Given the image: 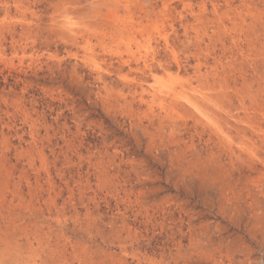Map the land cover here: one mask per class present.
<instances>
[{
    "label": "rangeland",
    "instance_id": "374dc122",
    "mask_svg": "<svg viewBox=\"0 0 264 264\" xmlns=\"http://www.w3.org/2000/svg\"><path fill=\"white\" fill-rule=\"evenodd\" d=\"M11 1L0 264H264V0Z\"/></svg>",
    "mask_w": 264,
    "mask_h": 264
},
{
    "label": "bare ground",
    "instance_id": "6f19581e",
    "mask_svg": "<svg viewBox=\"0 0 264 264\" xmlns=\"http://www.w3.org/2000/svg\"><path fill=\"white\" fill-rule=\"evenodd\" d=\"M8 1H9V0H8ZM12 1H13V0H12ZM12 1H11V2H12ZM18 1H19V0H18ZM61 1H62V0H61ZM61 1H60V3H61ZM4 2H5V1H4ZM29 2H30V1H29ZM76 2H77V0H76ZM78 2H79V1H78ZM81 2H82V1H81ZM0 3H1V2H0ZM6 3H7V2H6ZM70 3H71V2H70ZM8 4H9V3H8ZM67 4H69V3H67ZM67 4H66V5H67ZM18 5H19V3H18ZM18 5L16 6L17 8H18ZM71 5H72V4H71ZM250 5H251V4H250ZM1 6H3V5H1ZM28 6H29V5H28ZM57 6H58V5H57ZM64 6H65V5H64ZM72 6H74V5H72ZM21 7H22V5H21ZM25 7H26V6H25ZM58 7L60 8V6H58ZM66 7H68V6H66ZM6 8H8V7H6ZM14 8H15V6H14ZM17 8H16V9H17ZM63 8H64V7H63ZM63 8H62V9H63ZM71 8H72V7H71ZM73 8H74V7H73ZM237 8H238V7H237ZM249 8H250V7H249ZM16 9H14V10H16ZM23 9H24V8H23ZM28 9H29V8H28ZM60 9H61V8H60ZM60 9H59V11H60ZM75 9H76V8H75ZM75 9H74V10H75ZM78 9H79V8H78ZM82 9H83V8H82ZM93 9H94V8H93ZM11 10H12V9H11ZM66 10H67V9H66ZM56 11H57V10H56ZM63 11H64V9H63ZM68 11L70 12V10H68ZM71 11H72V10H71ZM77 11H78V10H77ZM7 12H8V11H7ZM20 12H21V11H20ZM22 12H24V11H22ZM30 12H31V11H30ZM65 12H66V11H65ZM65 12H64V13H65ZM146 12H147V11H146ZM8 13H9V12H8ZM72 13H73V12H72ZM35 14H36V13H35ZM21 15H22V14H21ZM261 15H262V14H261ZM35 16H36V15H35ZM60 16H61V15H60ZM22 17H23V16H22ZM25 17H26V16H25ZM28 17H29V16H28ZM58 17H59V16H58ZM32 18H33V17H32ZM53 19H54V18H53ZM98 19H99V18H98ZM20 20H21V19H20ZM23 20H24V19H23ZM35 20H36V19H35ZM104 20H105V19H104ZM8 21H10V20H8ZM53 21H54V20H53ZM241 21H242V20H241ZM256 21H258V19H257ZM0 22H1V21H0ZM20 22H21V21H20ZM129 22H130V21H129ZM242 22H243V21H242ZM258 22H259V21H258ZM7 23H8V22H7ZM30 23H31V22H30ZM60 23H61V22H60ZM254 23H255V22H254ZM13 24H14V23H13ZM55 24H56V23H55ZM57 24H58V23H57ZM109 24H110V23H109ZM128 24H129V23H128ZM242 24H243V23H242ZM257 24H258V23H257ZM3 25L6 26V24H3ZM23 25H24V24H23ZM26 25H27V22H26ZM28 25H29V24H28ZM30 25H31V24H30ZM37 25H38V24H37ZM53 25H54V24H53ZM82 25H83V24H82ZM85 25H86V24H85ZM136 25H137V24H136ZM240 25H241V24H240ZM0 26H1V25H0ZM9 26H10V25H9ZM14 26H15V25H14ZM35 26H36V25H35ZM54 26H55V25H54ZM58 26H59V25H58ZM62 26H63V25H62ZM78 26H80V25H78ZM255 26H256V25H255ZM2 27H3V26H1V28H2ZM6 27H7V26H6ZM52 27H53V26H52ZM85 27H86V26H85ZM240 27H241V26H240ZM4 28H5V27H4ZM31 28H32V27H31ZM34 28H35V27H34ZM70 28H71V27H70ZM70 28H69V29H70ZM72 28H74V27H72ZM88 28H90V27L88 26ZM108 28H109V27H108ZM143 28H144V27H143ZM254 28H256V27H254ZM254 28H253V29H254ZM2 29H3V28H2ZM5 29H6V28H5ZM14 29H15V28H14ZM36 29H37V28H36ZM55 29H57V27H56ZM67 29H68V27L66 28V30H67ZM74 29H76V28H74ZM79 29H80V28H79ZM82 29H83V28H82ZM131 29H132V28H131ZM260 29H261V28H260ZM31 30H32V29H31ZM41 30H42V29H41ZM41 30H39V31H41ZM51 30H52L53 32H55V31L53 30V28H52ZM59 30H60V27H59ZM59 30H58V31H59ZM61 30H62V29H61ZM72 30H73V29H72ZM141 30H144V29H141ZM28 31H29V30H28ZM34 31H35V30H34ZM42 31H43V30H42ZM42 31H41V32H42ZM56 31H57V30H56ZM74 31H75V30H74ZM76 31H77V30H76ZM76 31H75V32H76ZM83 31H84V30H83ZM261 31H262V30H261ZM10 32H11V31H10ZM25 32H26V31H25ZM98 32H99V31H98ZM241 32H242V31H241ZM5 33H6V32H5ZM57 33H59V32H57ZM93 33H94V32H93ZM239 33H240V32H239ZM246 33H247V32H246ZM260 33H261V32H260ZM34 34H35V33H34ZM80 34H82V33H79V36H80ZM84 34H85V33H84ZM87 34H88V33H87ZM91 34H92V33H91ZM144 34H145V33H144ZM261 34H262V33H261ZM11 35H12V34H11ZM16 35H17V34H16ZM28 35H29V34H28ZM35 35H37V34H35ZM92 35H93V34H92ZM38 36H39V35H38ZM66 36H68V35H66ZM70 36H71V35H70ZM77 36H78V35H77ZM82 36H83V34H82ZM241 36H242V35H241ZM255 36H256V34H255ZM32 37H34V36H32ZM19 38H20V37H19ZM62 38H63V37H62ZM65 38H66V37H65ZM69 38H70V37H69ZM77 38H78V37H77ZM77 38H76V39H77ZM254 38H255V37H254ZM2 39H3V38H2ZM12 39H13V37H12ZM24 39H26V38H24ZM34 39H35V38H34ZM67 39H68V37H67ZM70 39H71V38H70ZM79 39H80V38H79ZM248 39H249V38H248ZM257 39H258V38H257ZM72 40H73V39H72ZM245 40H246V39H245ZM67 41H68V40H67ZM76 41H77V40H76ZM254 41H256V40H254ZM35 42H36V41H35ZM242 42H244V41H242ZM263 42H264V41H263ZM12 43H13V42H12ZM17 43H18V42H17ZM26 43H27V42H26ZM83 43H84V42H83ZM240 43H241V42H240ZM244 43H246V42H244ZM35 44H36V43H35ZM1 45H2V44H1ZM5 45H6V44H5ZM5 45H4V46H5ZM17 45H18V44H17ZM28 45H29V44H28ZM252 45H253V44H252ZM258 45H259V44H258ZM260 45H261V44H260ZM18 46H19V45H18ZM21 46H22V45H21ZM31 46H32V45H31ZM243 46H244V45H243ZM254 47H255V45H254ZM0 48H1V47H0ZM8 48H9V47H8ZM11 48H12V47H11ZM20 48H21V47H20ZM248 48H250V47L248 46ZM251 48H252V47H251ZM256 48H257V47H256ZM12 49H13V48H12ZM24 49H25V48H23V50H24ZM14 50H15V49H14ZM237 50H238V49H237ZM25 51H26V50H25ZM25 51H24V52H25ZM242 51H243V50H242ZM249 51H250V50H249ZM249 51H248V52H249ZM13 52H14V51H13ZM248 52H247V54H248ZM236 53H237V52H236ZM262 53H263V52H262ZM5 54H6V53H5ZM16 54H17V53H16ZM146 55H147V54H146ZM244 55H245V54H244ZM5 56H6V55H5ZM245 56H246V55H245ZM247 56H248V55H247ZM3 58H4V57H3ZM250 58H251V57H250ZM1 59H2V58H1ZM248 59H249V58H248ZM253 60H254V59H253ZM263 60H264V57H263ZM250 61H252V60H250ZM250 61H249V63H250ZM218 62H220V61H218ZM247 65H248V64H247ZM253 65H254V63H253ZM146 66H147V65H146ZM249 67H250V66H249ZM252 67H253V66H252ZM254 67H255V66H254ZM142 71H143V70H142ZM253 71H254V70H253ZM253 71H252V72H253ZM143 72H144V71H143ZM242 73H243V72H242ZM256 73H257V72H256ZM217 74H218V73H217ZM219 74H220V73H219ZM219 74H218V75H219ZM230 74H231V73H230ZM236 74H237V73H236ZM244 74H245V73H244ZM247 74H248V73H247ZM167 75H168V74H167ZM228 75H229V74H228ZM263 75H264V74H263ZM171 76H172V75H171ZM222 76L224 77V75H222ZM230 76H231V75H230ZM253 76H254V75H253ZM257 76H258V74H257ZM257 76H256V78H257ZM260 76H261V75H260ZM217 77H218V76H217ZM234 77H235V76H234ZM237 77H238V76H237ZM241 77H242V76H241ZM245 77H246V76H245ZM262 77H264V76H262ZM170 78H171V77H170ZM176 78H177V77H176ZM181 78H182V77H181ZM226 78H227V77H226ZM229 78H230V77H229ZM247 78H248V77H247ZM168 79H169V78H168ZM220 79H222V78H220ZM231 79H233V78H231ZM249 79H250V76H249ZM257 79H258V78H257ZM263 79H264V78H263ZM171 80H172V79H171ZM174 80H175V78H174ZM229 80H230V79H229ZM239 80H240V79H239ZM239 80H238V81H239ZM243 80H244V79H243ZM250 80H251V79H250ZM175 81H176V80H175ZM178 81H179V79H178ZM225 81H226V80H225ZM244 81H245V80H244ZM170 82H172V81H170ZM184 82H185V81H184ZM222 82H223V79H222ZM227 82H228V81H227ZM229 82H230V81H229ZM245 82H246V81H245ZM251 82H252V81H251ZM256 82H258V81L256 80ZM137 83H138V82H137ZM181 83H182V82H181ZM188 83H189V82H188ZM188 83H187V81H186V84H188ZM247 83H248V86H249V81H248ZM253 83H254V81H253ZM260 83H261V82L259 81V85H260ZM190 84H192V83H190ZM208 84H209V83H208ZM220 84H221V82H220ZM226 84H227V83H226ZM230 85H233V84H230ZM243 85H244V84H243ZM259 85H258V86H259ZM136 86L139 87V85H137V84H136ZM142 86H143V85H142ZM168 86H171V85L168 84ZM175 86H176V85H175ZM182 86H183V85H182ZM209 86H210V85H209ZM222 86H223V85H222ZM227 86H228V85H227ZM260 86H261V85H260ZM171 87H172V86H171ZM180 87H181V86H180ZM185 87H186V86H185ZM187 87H188V86H187ZM191 87H192V86H191ZM211 87H212V89H213L214 86H211ZM225 87H226V85H225ZM228 87H229V86H228ZM233 87H234V85H233ZM233 87H232V88H233ZM261 87H262V86H261ZM263 87H264V86H263ZM144 88H145V87H144ZM166 88H167V87H166ZM168 88H169V87H168ZM173 88H175V87H173ZM176 88H177V87H176ZM192 88H193V87H192ZM209 88H210V87H209ZM229 88L231 89V87H229ZM250 88H251V87H250ZM259 88H260V87H259ZM259 88H258V89H259ZM182 89H183V88H182ZM185 89H187V88H185ZM233 89H235V88H233ZM245 89H246V88H245ZM160 90H161V89H160ZM179 90H180V89H179ZM197 90H198V89H197ZM209 90H210V89H209ZM219 90H220V89H219ZM235 90H236V89H235ZM238 90H240V89H238ZM242 90H243V89H242ZM246 90H247V89H246ZM263 90H264V89H263ZM263 90H262V91H263ZM164 91H165V90H164ZM181 91H182V90H181ZM187 91H188V89H187L186 91L184 90L183 92H187ZM258 91L260 92V90H258ZM174 92H175V91H174ZM178 92H180V91H178ZM178 92H177V95L179 94ZM191 92H192V91H191ZM210 92H212V91L210 90ZM263 92H264V91H263ZM135 93H136V92H135ZM162 93H163V92H162ZM162 93H161V94H162ZM187 93H188V92H187ZM208 93H209V92H208ZM243 93H244V91H243ZM247 93H248V92H247ZM184 94H185V93H184ZM191 94H192V93H191ZM191 94H190V92H189L187 95H191ZM194 94H195V93H194ZM217 94H218V93H217ZM231 94H232V93H231ZM135 95H136V94H135ZM179 95H180V94H179ZM187 95H186V96H187ZM192 95H193V94H192ZM192 95H191V96H192ZM211 95H212V94H211ZM213 95H214V94H213ZM213 95H212V96H213ZM215 95H216V94H215ZM241 95H242V94H241ZM247 95H248V94H247ZM138 96H139V95H138ZM180 96H181V95H180ZM191 96H190V97H191ZM225 96H226V95H225ZM242 96H244V95H242ZM257 96H258V93H257ZM143 97H144V96H143ZM181 97H182V96H181ZM192 97H193V96H192ZM194 97H195V96H194ZM203 97H204V96H203ZM203 97H202V98H203ZM207 97H208V96H207ZM216 97H217V96H216ZM223 97H224V96H223ZM258 97H261V96H258ZM188 98H189V97H188ZM195 98H196V97H195ZM209 98H211V97L209 96ZM218 98H219V97H218ZM230 98H231V97H230ZM248 98H249V96H248ZM251 98H252V97H251ZM251 98H250V100H251ZM256 98H257V97H256ZM173 99H176V98L173 97ZM184 99H185V98H184ZM205 99H206V98H205ZM205 99H204V100H205ZM143 100H144V99H143ZM189 100H190V99H189ZM238 100H240V99L238 98ZM243 100H244V99H243ZM255 100H256V99H255ZM139 101H140V100H139ZM141 101H142V100H141ZM144 101H145V100H144ZM147 101H148V100H147ZM191 101H192V98H191ZM193 101H195V100H193ZM209 101H210V99H209ZM209 101L207 100V103L210 104ZM212 101H213V100H212ZM216 101H217V100H216ZM174 102H175V101H174ZM179 102H180V100H179ZM179 102H178V103H179ZM182 102H183V101H181L180 103L182 104ZM184 102H185V101H184ZM214 102H215V101H214ZM218 102H219V101H218ZM175 103H176V102H175ZM239 103H241V101H240ZM243 103H244V101H243ZM243 103H241V104H243ZM246 103H247V102H246ZM252 103H254V102H252ZM192 104H193V103H192ZM194 104H195V103H194ZM209 104H208V105H209ZM221 104H222V102H221ZM196 105H198V104H196ZM208 105H207V106H208ZM226 105H227V103H226ZM248 105H249V104H248ZM229 106H230V104H229ZM233 106H234V105H233ZM252 106H254V104H253ZM252 106H251V107H252ZM198 107L200 108L199 105H198ZM209 107H210V106H209ZM241 107H242V106H241ZM254 107H255V108H253V109H254L255 111H258V110L260 111V109L263 108V106L260 105V103L257 102V101H256V104H255ZM207 108H208V107H207ZM213 108H215V107H213ZM220 108H221V107H220ZM230 108H231V107H230ZM242 108H243V107H242ZM249 108H250V106H249ZM183 109H184V108H183ZM246 109H247V108H246ZM198 110H199V109H198ZM200 110H201V109H200ZM202 110H203V109H202ZM206 110H207V109H206ZM214 110H215V109H214ZM214 110H213V109H210V111H214ZM263 110H264V108H263ZM207 111H208V110H207ZM231 111H232V109H231ZM243 111H244V110H243ZM245 111H246V110H245ZM249 111H250V110H249ZM261 111H262V110H261ZM261 111H260V112H261ZM208 112H209V111H208ZM217 112H218V111H217ZM220 112H222V111H220ZM228 112H229V111H228ZM260 112H259V113H260ZM206 113H207V112H206ZM226 113H227V112H226ZM202 114H203V113H202ZM211 114H212V113H211ZM221 114H222V113H221ZM224 114H225V113H224ZM244 114H246V113H244ZM261 114H263V112H262ZM200 115H201V114H200ZM227 115H228V114H227ZM235 115H236V114H235ZM257 115H258V114H257ZM201 116L203 117L204 115H201ZM209 116H210V114H209ZM213 116H214V115H213ZM255 116H256V115H255ZM258 116H259V115H258ZM263 116H264V115H263ZM225 117H226V116H225ZM225 117H224V118H225ZM232 117H233V116H232ZM232 117H231V118H232ZM250 117H251V116H250ZM261 117H262V116H261ZM197 118H200V117H197ZM215 118H217V117H215ZM227 118H228V117H227ZM229 118H230V117H229ZM212 119H213V117H212ZM238 119H239V118H238ZM261 119H262V118H261ZM261 119H260V120H261ZM226 120H227V119H226ZM255 120H256V119H255ZM263 120H264V119H263ZM263 120H262V122H263ZM262 122H260V123H262ZM216 123H217V122H216ZM231 123H232V122H231ZM240 123H241V122H240ZM256 123H257V122H256ZM253 124H254V123H253ZM262 124H263V123H262ZM230 125H231V124H230ZM255 125H256V124H255ZM255 125H253V126H255ZM259 125H260V124H259ZM234 126H235V125H234ZM239 127H240V126H239ZM260 127H261V126H260ZM260 127H258V128H260ZM253 128H254V127H253ZM213 129H214V128H213ZM262 130L264 131V129H261V133H262ZM256 132H257V131H256ZM258 132H259V131H258ZM227 133H228V132H227ZM234 133H235V132H234ZM248 133H249V132H248ZM259 133H260V132H259ZM33 134H34V133H33ZM225 134H226V133H225ZM237 136H238V135H237ZM32 137H33V136H32ZM259 137H260V136H259ZM246 138H247V137H246ZM262 138H263L262 141H263V146H264V136H262ZM258 139H259V138H258ZM242 140H244V139H242ZM33 141H34V140H33ZM230 141H231V140H229V142H230ZM257 141H258V140H257ZM35 142H36V141H35ZM226 142H227V141H226ZM253 142H255V141H253ZM259 142H260V140H259ZM231 143H232V142H231ZM243 143H244V142H243ZM245 143L247 144V142H245ZM249 143H250V142H249ZM255 143H257V142H255ZM28 144H29V143H28ZM233 144H234V142H233ZM237 144H238V143H237ZM241 145H242V144H241ZM247 145H248V144H247ZM247 145H246V146H247ZM254 145H255V144H254ZM34 146H35V145H34ZM228 146L230 147L229 144H228ZM257 146H258V145H257ZM231 147H232V145H231ZM240 147H241V146H240ZM249 147H250V145H249ZM225 148H226V147H225ZM28 149H29V148H28ZM219 149H220V148H219ZM241 149H243V148H241ZM247 149H248V148H247ZM249 149H251V148H249ZM22 150H24V149H22ZM226 150H227V149H226ZM236 150H239V149L237 148ZM255 150H256V149H255ZM223 151H224V149H223ZM231 151H232V150H230V152H231ZM244 151H245V150H244ZM246 151H247V150H246ZM256 151H257V150H256ZM261 151H262V150H261ZM263 151H264V150H263ZM236 153H237V152H236ZM229 154H230V153H229ZM238 154H239V153H238ZM246 154H247V152H246ZM249 154H254V147H253V149H251V151H249ZM256 154H257V153H256ZM256 154H255V155H256ZM43 155H44V154H43ZM43 155H42V156H43ZM234 155H235V154H234ZM259 155H260V154H259ZM241 156H242V155H241ZM244 156H245V155H244ZM256 156H257V155H256ZM260 156H261V155H260ZM246 157H247V156H246ZM249 157H251V156L249 155ZM257 157H258V156H257ZM15 158H16V157H15ZM215 158H216V157H215ZM253 158H254V157H253ZM0 159H1V158H0ZM3 159H4V158H3ZM6 159H7V158H6ZM29 159H30V157H29ZM239 160H240V159H239ZM252 160H253V159H252ZM257 160H258V158H257ZM260 160H261V159H260ZM1 161H2V160H1ZM5 161H6V160H5ZM22 161H23V160H22ZM216 161H217V160H216ZM249 161H250V160H249ZM262 161H263V160H262ZM262 161H261V162H262ZM258 162L260 163V161H258ZM0 163H1V162H0ZM3 163H4V161H3ZM7 163H9V162H7ZM7 163H6V164H7ZM233 163H234V161H233ZM233 163H232V164H233ZM235 163H236V161H235ZM238 163H240V162H238ZM252 163H253V162H252ZM255 163H256V162H255ZM244 164H245V163H244ZM244 164H243V165H244ZM0 165H1V164H0ZM4 165H5V164H4ZM12 165L14 166V164H12ZM233 165H234V164H233ZM237 165H238V164H237ZM248 165H249V164H248ZM254 165H255V164H254ZM1 166H2V165H1ZM5 166H7V165H5ZM15 166H16V165H15ZM245 166H246V165H245ZM3 167H4V166H3ZM247 167H248V166H247ZM260 167H261V166H260ZM4 168H5V167H4ZM262 168H263V167H262ZM248 169H249V168H248ZM1 170H2V168H1ZM9 170H11V169H9ZM20 170H21V169H20ZM24 170H25V169H24ZM7 171H8V170H7ZM246 171H247V170H246ZM246 171H245V172H246ZM2 172H3V171H2ZM12 172H13V171H12ZM23 172H24V171H23ZM255 172H256V171H255ZM6 173H7V172H6ZM11 174H12V173H11ZM24 174H25V173H24ZM238 174H239V173H238ZM249 174H250V173H248V175H249ZM9 175H10V174H9ZM240 175H241V174H240ZM246 175H247V173H246ZM248 175H247V176H248ZM243 176H244V175H243ZM248 178H249V177H248ZM250 178H251V177H250ZM4 180L7 182V180H6L5 178H4ZM8 181H9V180H8ZM0 183H1V182H0ZM8 183H9V182H8ZM245 187H246V186H245ZM245 187H244V188H245ZM262 192H264V191H262ZM257 199H258V198H257ZM12 222H13V221H12ZM12 222H11V223H12ZM14 223H15V222H14ZM6 227H8V226H6ZM2 228H3V227H2Z\"/></svg>",
    "mask_w": 264,
    "mask_h": 264
}]
</instances>
